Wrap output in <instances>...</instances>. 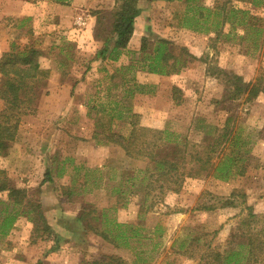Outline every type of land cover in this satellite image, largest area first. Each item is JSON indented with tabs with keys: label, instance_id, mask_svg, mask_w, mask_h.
<instances>
[{
	"label": "rangeland",
	"instance_id": "rangeland-1",
	"mask_svg": "<svg viewBox=\"0 0 264 264\" xmlns=\"http://www.w3.org/2000/svg\"><path fill=\"white\" fill-rule=\"evenodd\" d=\"M97 1V8L87 11L96 17L91 33L85 29L64 33L63 28L43 32L33 18L13 33L10 28L3 30L4 35L0 32L9 38L8 45L14 42L21 48L33 43L41 52L40 66L49 70L36 112L20 117L16 139L0 155V170L13 186L41 203L53 232L49 237L34 234L33 222L25 214L19 216L9 234L0 237V264H87L101 254L117 256L126 264H204L211 253H222L264 227V90L247 98L252 84L264 88V6L255 8L249 0H196L209 8L226 3L236 9V17L241 16L238 11H248L245 24H236L238 18L233 21L230 15L215 38L213 32L182 26L184 2L141 0L128 46L112 61L95 54L113 38L116 0ZM1 22L15 26L20 18ZM143 37L150 46L166 39L174 45L173 53L183 47L191 56L167 76L120 69L141 60ZM122 79L127 81L123 84ZM132 79L151 92L126 96ZM237 87L243 90L230 98ZM118 112L121 119L113 116ZM227 118L232 136L244 142L234 151L243 158V176L227 181L212 175L188 178L178 193L166 195L144 214L140 196H130L126 205H120L123 201L113 194V187L144 162L126 157L108 139H155L154 131L168 130L177 139L199 143L215 138ZM46 171L51 180L42 183ZM225 198L235 205L220 207ZM0 200L7 202L5 193H0ZM201 203L215 208L196 210ZM89 205L95 209L89 218L92 223L91 218L104 210L110 219L139 227L136 257L140 259L85 231L75 217ZM249 211L257 222L248 225ZM56 235L57 240L52 237ZM245 264H264V255Z\"/></svg>",
	"mask_w": 264,
	"mask_h": 264
},
{
	"label": "trees",
	"instance_id": "trees-1",
	"mask_svg": "<svg viewBox=\"0 0 264 264\" xmlns=\"http://www.w3.org/2000/svg\"><path fill=\"white\" fill-rule=\"evenodd\" d=\"M147 1L184 2L186 12L182 18V26L195 32H213L215 38L222 34V25L229 20L230 15L233 21L238 18V21H235L238 25L245 24L244 16L248 15V11L242 10L238 11L241 16L236 17L234 13L236 9L227 7L226 3L209 8L197 4L196 0ZM249 1L255 8L264 6V0ZM138 3V0H116L112 12L113 38H110L104 47L96 52L95 58L117 61L121 53L126 50L134 32L135 19L141 13ZM187 11L191 13L188 14ZM26 20L28 18L20 19V26H23ZM20 35L21 32H18L15 36ZM148 42L149 40L145 37L141 39L140 61L137 60L122 66L120 69L138 68L150 74L167 76L176 73L182 67V62H186V58L191 56L183 47L178 48L177 54L173 53L174 45L166 39L155 40L152 46ZM40 55V49L34 47L33 43L19 48L12 42L9 49L0 56V100L4 105V108L0 110V155H3L9 148V144L16 139L20 117L36 112V99L49 77V70L40 66L38 60ZM126 81L122 79L123 84ZM129 81H131L130 85L126 87V96L129 98L134 94H149L151 92L144 89V86L137 81L133 79ZM258 86V82L251 85L247 98L255 97L264 90ZM242 90V87H237L236 92L233 91L230 98L235 99ZM113 116L116 119H121L122 113L118 112ZM230 120L231 118H227L224 129L219 130L220 133L215 138L203 139L199 143L188 139H177V136L168 130L154 131L152 136L155 139H108L120 146L126 157L140 158L139 160L144 162L142 168L130 169L133 174L127 176L124 174L126 177L113 187V194L117 199L123 201L120 205H126L130 196H140V212L144 214L151 211L166 195L178 193L188 178L198 179L212 175L215 179L227 181L234 176H243L246 172L243 158L234 151L244 142L239 141L234 133L232 136L233 128L229 129L227 126ZM133 129L134 127H131V134L134 132ZM227 147L230 148L229 153L224 151ZM239 162L241 163L239 164ZM50 180L49 172L46 171L42 183ZM0 193H5L7 199V202L0 200L2 203L0 207V237L7 236L18 217L24 214L33 222L34 234L41 236L42 233H46L48 237L53 234L51 227L47 224L41 203L28 197L24 189L13 186L3 170H0ZM64 193L68 196L72 194L70 191H64ZM231 195H235L234 191ZM243 196L240 194V197ZM234 205L231 198H225L219 206ZM89 206L91 208L87 210L83 208V211L81 210L75 217V220L81 223L85 231L100 237L114 248H127L136 257L137 244L141 237L139 227L117 222L113 218L110 219L104 210H100L91 218L94 222L92 223L89 218L95 209L91 205ZM214 208L215 205L212 203H201L196 210L211 211ZM256 217L249 211L247 213L248 225L252 222L256 223L257 220H254ZM52 237L56 240L59 238L57 235ZM183 245L184 242L180 248ZM260 255H264L263 226L254 236L246 237L245 241H238L230 249L222 253H211L210 259H207L204 264H245L246 262L250 263L251 260L257 261ZM138 259H140L139 256L136 257V260ZM87 264H126V262L114 255L101 254L99 258L93 259Z\"/></svg>",
	"mask_w": 264,
	"mask_h": 264
},
{
	"label": "crops",
	"instance_id": "crops-1",
	"mask_svg": "<svg viewBox=\"0 0 264 264\" xmlns=\"http://www.w3.org/2000/svg\"><path fill=\"white\" fill-rule=\"evenodd\" d=\"M17 1L20 7H17ZM17 1L0 0V32L2 34L4 33L3 30L5 31L6 28L7 30L10 28L11 33H13L20 26V22L15 26L14 24H10L8 27L6 24H2L1 21L8 17L20 19L28 18L26 21L31 22L33 18V20H35V26H39L40 24L43 32L49 30L58 31L62 28L65 29L64 33L66 31L71 33L72 31H81L83 29L90 33L93 31L96 17L87 11L89 8H97L95 7L98 4L97 0H35L34 3L31 1L30 3L27 0ZM6 2H8V5ZM31 5H33L32 7L35 6L34 11H32ZM42 5H45V10L40 7ZM28 8L31 9L28 10ZM73 23L75 24L73 25ZM6 38H2V35H0V50L4 52L9 48L7 42L9 38H7V41Z\"/></svg>",
	"mask_w": 264,
	"mask_h": 264
}]
</instances>
